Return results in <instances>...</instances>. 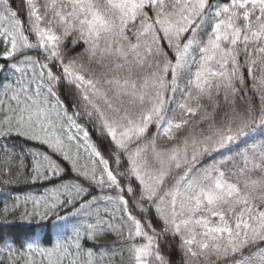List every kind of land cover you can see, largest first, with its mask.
<instances>
[{
  "label": "snow or ice",
  "instance_id": "obj_1",
  "mask_svg": "<svg viewBox=\"0 0 264 264\" xmlns=\"http://www.w3.org/2000/svg\"><path fill=\"white\" fill-rule=\"evenodd\" d=\"M21 184L0 264H264V0H0Z\"/></svg>",
  "mask_w": 264,
  "mask_h": 264
},
{
  "label": "trees",
  "instance_id": "obj_2",
  "mask_svg": "<svg viewBox=\"0 0 264 264\" xmlns=\"http://www.w3.org/2000/svg\"><path fill=\"white\" fill-rule=\"evenodd\" d=\"M32 185L30 184H21V186L19 188H4L3 186H0V194H6L8 192H11L13 194V196L19 194L21 196H23L24 194L28 193L29 191L33 190ZM6 203L11 204L12 201L11 200H7L5 201ZM2 207V206H0ZM30 207V205H29Z\"/></svg>",
  "mask_w": 264,
  "mask_h": 264
}]
</instances>
